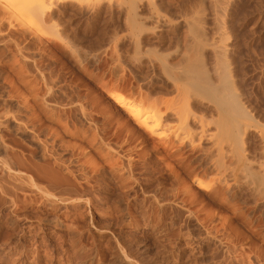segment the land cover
I'll use <instances>...</instances> for the list:
<instances>
[{
	"label": "rangeland",
	"instance_id": "obj_1",
	"mask_svg": "<svg viewBox=\"0 0 264 264\" xmlns=\"http://www.w3.org/2000/svg\"><path fill=\"white\" fill-rule=\"evenodd\" d=\"M151 1L49 0L46 6L53 14L42 20L36 12H12L0 0V182H14L3 159L17 156L41 165L47 159L75 182L72 189L76 185L82 192L88 180L90 188L86 186L98 196L95 205L86 204L85 196L80 207H74V198L68 205L48 203L52 207L41 206L43 200L34 192V213L23 212L19 218L8 214L13 207L0 191V219L7 224L21 220L13 238L0 232V264H68L80 244L81 249H95V257L107 258L106 264H126L118 244L116 250L118 241L135 258L138 251L142 264H264L263 129H250L245 153V164L263 175L259 185V176L251 177L246 165L233 178L231 160L227 167L234 168L226 174L214 168L208 175L202 172L196 162L205 157L203 149L216 156L212 141L184 155L194 163L191 170L197 168L194 172L206 180L204 191L185 176L175 151L145 133L110 97L118 92L137 103L145 101L144 108L157 114L168 109L171 117L162 127L167 139L179 136L188 142L186 122L174 112H195L207 121V131L220 137L228 132V116L219 110L222 98L215 90L226 77L263 125L264 0ZM192 122L199 131L200 125ZM110 158L117 159L114 166ZM20 170L25 176V169ZM221 173L229 178L227 186L220 182ZM18 194L23 201L31 193ZM4 206L8 210L3 215ZM161 206L176 208L181 217ZM41 217L50 222L41 225ZM174 249L177 258L171 257ZM181 249L187 254L180 261Z\"/></svg>",
	"mask_w": 264,
	"mask_h": 264
},
{
	"label": "bare ground",
	"instance_id": "obj_2",
	"mask_svg": "<svg viewBox=\"0 0 264 264\" xmlns=\"http://www.w3.org/2000/svg\"><path fill=\"white\" fill-rule=\"evenodd\" d=\"M49 1V0H48ZM47 1V2H48ZM57 1V0H56ZM59 2H69V0H58ZM71 1V0H70ZM2 2V1H1ZM5 2L6 3H9V5H11L10 6V8L12 9L13 8V11L12 12H16L17 10L19 11V10H23V11H27V12H31V13H34V12H36L37 13V15L38 14H40L41 15V17H42V20L43 19H47V18H50L51 17V14H53L52 13V9H48L47 7L48 6H50V5H47L46 6V4H47V2H46V0H5ZM51 2V1H50ZM151 2H153V0L151 1ZM58 3V2H57ZM0 5H2V4H0ZM8 5V4H7ZM8 5V6H9ZM155 5V4H154ZM22 6H24L23 8H21ZM66 7V6H65ZM132 7H134V6H132ZM136 7V6H135ZM138 7V6H137ZM50 8V7H49ZM15 9V10H14ZM120 9H121V7H120ZM139 9V8H138ZM28 10H30V11H28ZM130 10V9H129ZM134 10V9H133ZM136 10V9H135ZM135 12H137V11H135ZM18 13V12H17ZM35 13V14H36ZM14 15V14H13ZM134 15H137L136 13L134 14ZM39 16V15H38ZM52 17H53V15H52ZM130 19V18H129ZM141 26V25H140ZM136 27V26H135ZM142 28V27H141ZM140 30V29H139ZM62 42H64V41H62ZM171 44V43H170ZM225 53V52H224ZM223 53V54H224ZM223 54H221V55H223ZM225 55V54H224ZM227 56V55H226ZM219 57H221V56H219ZM227 70V69H226ZM196 72V71H195ZM198 72H199V70H198ZM197 73V72H196ZM200 73V72H199ZM208 73V72H207ZM189 74H190V72H189ZM201 74V73H200ZM199 74V75H200ZM205 74V73H204ZM227 74H230V73H227ZM198 75V74H197ZM191 76H193V74H191ZM227 76V75H226ZM231 77V76H230ZM226 78V77H225ZM224 78V80L222 81V85H223V87L222 88H220V89H216L215 91H218L219 90V92H220V94H221V106L219 105L218 106V108H219V110H223V112L225 113V114H227V116H228V132H227V130H226V132H225V134L226 135H224V137L222 136L223 135V133H222V135L221 134H219L220 135V137L219 136H216V135H214V134H210L208 131H207V126H206V122L207 121H204L203 119H204V117H200V116H198V115H196V113L194 112H190V113H185V114H178V113H176V112H174L175 111V109H173L172 111H171V109H170V111H171V114H172V112H174L175 113V115H181L180 116V120L181 119H183L184 121L183 122H186L185 123V125L187 126L186 128H187V133L189 134V136H188V142H186V140H184V138L183 139H181L179 136H175L176 138H174V140H171V139H167V137L163 134L164 132H162V127H164L165 126V124H166V122L168 121V118L169 117H171L170 115L168 116L167 114H166V111H167V113H168V107L166 108L167 110L164 112V113H162V114H157L156 112L154 113L153 111H155V110H153L152 112L151 111H147V109H145L144 108V102H143V104L142 103H137V102H135V101H133V100H131V99H129L128 97H126L125 95H123V94H121V93H118V92H114V93H111V95H110V97H111V99L115 102V104L120 108V109H122L124 112H126V114H128L129 116H130V118H131V120H133V121H135V123L136 124H138V126H140V127H142L146 132L145 133H148V135L149 136H153L154 138H155V136L158 138V140H159V144H160V142H163L162 144H164V146H166V144H168L167 146H169V147H165V149L167 148V150L169 149V150H174L175 151V153L173 154V157H176V158H179V161H177L178 162V166L182 169V171H183V173L185 174V176L186 177H188V178H190V179H193L194 180V183L196 184V186L199 188V189H201V190H204V191H208L207 189H208V185L207 184H205V181H203V179L202 178H200L199 177V175L198 174H196L194 171L197 169H194V170H191V168H192V166L194 165V163L192 164V163H187L188 161V158H186V157H184V155L189 151V152H194L195 150H197L198 149V151H199V149H200V147H201V144L205 141V140H209V141H212L213 142V146H212V148L213 147H215V148H217V154H216V156H214V154L213 153H211V150H209V149H206V150H201L202 152H204L205 153V157L202 159V160H200L199 162H196L200 167H202L203 169H202V172H204L205 174H207L209 171L211 172V170L214 168L216 171L217 170H221V172L223 171V170H225V174H226V169L228 168L227 167V164H226V161L228 160H231L234 164V166L236 167V168H234L235 169V172H234V174H232L231 176L233 177V178H236L237 179V171H239V172H243V170L242 169H244L245 167H244V165H246L247 166V164H245V163H247L246 162V144H247V139H248V135H249V132H250V129L252 130V128H256V129H258V127L257 126H259V127H261L262 129H263V132L261 131L260 133H263V134H261L262 136H263V139H264V124L263 125H261L258 121L259 120H257L256 119V117L254 116V114L252 113V111H250L248 108H247V106H246V103H244L243 102V99L241 98L242 96L241 95H239L236 91L237 90H235V88L237 87H235L234 88V82L233 81H231V80H229V79H225ZM229 78V77H228ZM176 86V85H175ZM179 90V89H178ZM139 97V96H138ZM137 97V98H138ZM152 97V96H151ZM149 98V97H148ZM147 99V98H146ZM142 101V100H141ZM140 101V102H141ZM154 101V100H153ZM147 102V101H146ZM156 103V102H155ZM156 105V104H155ZM161 105V104H160ZM190 105V104H189ZM157 106H158V104H157ZM156 107V106H155ZM159 107V106H158ZM190 107V106H189ZM148 108V107H147ZM157 108V107H156ZM171 108V107H170ZM150 109V108H149ZM152 109V108H151ZM155 109V108H154ZM160 109V108H159ZM191 109V108H190ZM212 109V108H211ZM199 110V109H198ZM208 111V110H207ZM205 112H206V110H205ZM168 114H170V112L168 113ZM174 115V114H173ZM174 115V116H175ZM177 116H175V117H177ZM179 117V116H178ZM192 121H194V122H197L199 125H200V130L199 131H196V130H194L193 128H192V126H191V123H193ZM195 124V123H194ZM208 125V124H207ZM194 126V125H193ZM218 128V127H217ZM220 128V127H219ZM261 128H259V129H261ZM256 129H255V131H256ZM261 129V130H262ZM186 130V129H185ZM219 130V129H218ZM254 130V129H253ZM220 131H222V130H220ZM216 134V133H215ZM187 135V134H186ZM96 136V135H95ZM226 136V137H225ZM153 137H151V139L153 138ZM223 137V138H222ZM250 137V136H249ZM187 138V137H186ZM262 139V140H263ZM157 140V139H156ZM157 140V141H158ZM197 141L199 142L198 144H196L197 143ZM264 141V140H263ZM202 142V143H201ZM224 143H226V144H228V145H226V146H229L230 147V149H231V152L229 153V152H226V148L224 147ZM48 145V144H47ZM161 145V144H160ZM161 146H163V145H161ZM53 148V147H52ZM100 148V147H99ZM103 148V147H102ZM190 149V150H188V149ZM214 148V149H215ZM163 149H164V147H163ZM187 149V150H186ZM202 149V148H201ZM211 149V148H210ZM111 150V149H110ZM114 150V149H113ZM213 150V149H212ZM99 151V150H98ZM159 151V150H158ZM173 151V152H174ZM186 151V152H185ZM8 152V151H7ZM46 152V151H45ZM54 152V151H53ZM103 152V151H102ZM113 152V151H112ZM166 152V151H165ZM168 152V151H167ZM170 152V151H169ZM168 152V153H169ZM188 152V153H189ZM49 153V152H48ZM47 153V154H48ZM55 153V152H54ZM115 152H113V154H114ZM119 153V152H118ZM168 153H166V154H168ZM195 153V152H194ZM107 154V153H106ZM170 154H172V153H170ZM112 155V154H111ZM191 155V154H190ZM60 156V155H59ZM63 156V155H62ZM108 156V155H107ZM106 156V157H107ZM170 156V155H169ZM189 156V155H188ZM1 157V156H0ZM17 157V156H16ZM16 157H14L15 158V160L13 159V161H12V159H6V160H2V166H3V168L6 170V172H8L7 174L9 175L8 176V178H11V179H13V184H11L12 183V181L10 180H8V182L10 183V184H8V186H7V184L5 185L4 184V182L2 183V182H0V191L4 194V195H6L7 197H9V199H10V205L13 207V209L10 211V213H8V214H12V215H15L16 217H19L23 212H30V213H34V209H35V205L36 204H38V200H35L36 199V196L34 195V192H36V195H38L39 196V200H43L42 202H40L41 203V206L43 205H46L45 203H47V205H51V204H48V203H54V201L55 202H57V201H60L59 203L61 204V203H68L70 200H72L73 198L74 199H76V200H73L74 202H75V205H74V207L75 208H77V207H80L81 206V203H82V201H83V199L85 198V196H89V198L87 197V199H85V201H86V204H88V203H94V202H96V203H98L97 202V198H98V196H96V194H94V192H91L90 191V189H88V187H89V185H87V184H89V181L88 180H85L86 181V185L88 186H86L85 185V187H83V191L82 192H80V191H77L76 190V188L75 187H77L76 185L74 186V188L72 189L71 187H73V185H74V183L68 178L69 176H64L63 174H62V172L61 173H58L59 171V169L56 171V168L54 167V165L52 166V162L51 163H47V159L45 160L46 161V164L43 162V164L41 165V163L40 164H37L36 162H38V161H35V162H28V161H26V160H23V159H19V158H16ZM52 157V156H51ZM61 157V156H60ZM114 157V156H113ZM112 157V158H113ZM171 157V156H170ZM192 157V156H191ZM191 157H189V158H191ZM56 158V157H55ZM115 158V157H114ZM117 158V157H116ZM119 158H120V156H119ZM62 159V158H61ZM106 159V158H105ZM111 159V158H110ZM109 159V160H110ZM169 159V158H168ZM173 159V158H172ZM11 160V161H10ZM116 161L115 159H111V161ZM52 161H54L53 159H52ZM56 161H58V159L56 158V160H55V163H56V166H58V165H60V163L58 164ZM103 161H105L104 160V158H103ZM108 161V160H107ZM109 162V163H112V166H114L115 164H114V162L112 161V162ZM133 161V160H132ZM194 161V160H193ZM198 161V160H197ZM227 161V162H228ZM106 162V161H105ZM107 162V163H108ZM119 162V161H118ZM190 162V161H189ZM230 162V161H229ZM249 162V161H248ZM67 163V162H66ZM92 163V162H91ZM95 163V162H94ZM253 163V162H252ZM88 165V164H87ZM107 165V164H106ZM118 165V164H117ZM127 165V164H126ZM130 165H132L131 164V162H129V166ZM169 165V164H168ZM232 165V164H231ZM92 166H93V163H92ZM94 166H96L95 164H94ZM134 166V165H133ZM142 166V165H141ZM253 166V165H252ZM63 167V166H62ZM102 167V166H101ZM119 167V166H118ZM124 167V166H123ZM128 167V166H127ZM175 167V166H174ZM198 167V166H197ZM243 167V168H242ZM248 167V166H247ZM61 168V167H60ZM68 168V167H67ZM105 168V167H104ZM114 168V167H113ZM117 168V167H116ZM131 168L132 167H130V172H132L131 171ZM145 168V167H144ZM168 168V167H167ZM232 168V169H233ZM249 168V167H248ZM20 169H25V173L24 174H26L25 176H23V175H20V173H21V170ZM70 169V168H69ZM94 169V168H93ZM96 169V168H95ZM102 169V168H101ZM151 169V168H150ZM201 169V168H200ZM230 168H228V170H229ZM232 169H230V170H232ZM250 169V168H249ZM68 170V169H67ZM111 170V169H110ZM173 170V169H172ZM247 170V169H246ZM251 170V171H250ZM249 171L251 172L250 174H251V177H253L254 175H256L257 174V176H259L258 175V173L256 172V174L254 173V171L252 170V169H250ZM104 171V170H103ZM117 171V170H116ZM128 171V172H129ZM175 171V170H174ZM98 172V171H97ZM111 172H112V170H111ZM196 172H197V170H196ZM213 172V171H212ZM215 172V171H214ZM233 172V171H232ZM247 172H248V170H247ZM253 172V173H252ZM18 173H19V175H18ZM23 173V172H22ZM21 173V174H22ZM72 173V172H71ZM70 173V171H69V174L70 175H73L74 174V177H76L77 175H75V173H72L71 174ZM77 173V172H76ZM89 173V172H88ZM117 173V172H116ZM118 173H120V172H118ZM147 173V172H146ZM150 173V172H149ZM170 173V172H169ZM175 173V172H174ZM198 173V172H197ZM222 173H224V172H222ZM222 173L220 174V176L222 177ZM229 173V172H228ZM113 174V173H112ZM212 174V173H211ZM240 174V173H239ZM248 174H249V172H248ZM28 175V176H27ZM63 175V176H62ZM115 175H117V174H115ZM208 175V174H207ZM241 175V174H240ZM180 176V175H179ZM179 176H177L178 177V179H179ZM206 175H202V177H205ZM241 176H243V174L241 175ZM263 176V175H262ZM262 176H261V178H260V176H259V179H258V177H256L258 180V182H256V184L258 183V185L260 184V179H263L262 178ZM72 177V176H71ZM70 177V178H71ZM90 177V176H89ZM94 177V176H93ZM130 177V176H129ZM128 177V178H129ZM146 177V176H145ZM163 177V176H162ZM246 177V176H245ZM248 177V176H247ZM78 178V177H77ZM77 178H75V180L77 179ZM83 178V177H82ZM92 178V177H91ZM124 178V177H123ZM163 178H165V176L163 177ZM254 179H256L255 177H253ZM7 179V178H6ZM80 179H81V177H80ZM84 179V178H83ZM83 179H81V180H83ZM90 179V178H89ZM99 179V178H98ZM120 179V178H119ZM125 179V178H124ZM166 179V178H165ZM246 179V178H245ZM133 180V179H132ZM140 180V179H139ZM146 180V179H145ZM221 180V179H220ZM229 178L227 179V177L225 176V175H223V177H222V181H220L221 182V184H223V185H225V186H227L228 184H229ZM242 180V179H241ZM69 181H70V183H69ZM91 181V180H90ZM118 181V180H117ZM123 181V180H122ZM144 181V180H143ZM238 181V180H237ZM253 181V180H252ZM256 181V180H255ZM263 181H264V179L262 180V184H263ZM8 182H5V183H8ZM19 182V183H18ZM83 182H84V180H83ZM83 182L81 181V183L83 184ZM127 182H128V180H127ZM162 182V181H161ZM177 182V181H176ZM179 182V181H178ZM249 182V181H248ZM72 183H73V185H72ZM93 183V182H92ZM121 183V182H120ZM133 183V182H132ZM131 183V184H132ZM140 183H143V182H140ZM139 183V184H140ZM233 183V182H232ZM253 183V182H252ZM77 184V183H76ZM79 184V183H78ZM95 184H96V182H95ZM123 184V183H122ZM147 184V183H146ZM145 184V185H146ZM189 184V183H188ZM220 184V185H221ZM250 184V183H249ZM255 184V183H254ZM255 184V185H256ZM129 185V184H128ZM151 185V184H150ZM185 185V184H184ZM207 185V186H206ZM253 185V184H252ZM121 186V185H120ZM123 187H124V185H122ZM135 186V185H134ZM168 186V185H167ZM178 186V185H177ZM189 186V185H188ZM219 186V185H218ZM230 186V185H229ZM228 186V187H229ZM183 187V186H182ZM186 187V186H185ZM231 187V186H230ZM78 188V187H77ZM90 188V187H89ZM126 188V187H125ZM133 188V187H132ZM188 188V187H187ZM186 188V189H187ZM221 188H223L224 189V187H222L221 186ZM227 188V187H226ZM80 189V188H79ZM127 189V188H126ZM173 189V188H172ZM258 189V188H257ZM59 190V191H58ZM92 190V189H91ZM129 190H130V188H129ZM132 190V189H131ZM134 190V189H133ZM144 190V189H143ZM145 190H147V189H145ZM169 190V189H168ZM185 190V189H184ZM225 190V189H224ZM19 191H21L22 193L23 192H25V193H31L30 195H28V194H26L27 195V197L25 196L24 197V199H23V201H21L20 200V196H18L19 194H18V192ZM93 191V190H92ZM125 191V190H124ZM123 191V192H124ZM129 192V191H128ZM166 192H168V191H166ZM222 192V191H221ZM220 192V193H221ZM254 192V191H253ZM1 193V194H2ZM98 193V192H97ZM105 193V192H104ZM125 193V192H124ZM158 193H159V191H158ZM170 193V192H169ZM224 193V192H223ZM2 194V195H3ZM121 194V193H120ZM186 194V193H185ZM189 194V193H188ZM262 194V193H261ZM2 195H1V199H2ZM127 195L128 196H130L128 193H127ZM225 195V194H224ZM106 196V195H105ZM120 196V195H119ZM134 196V195H133ZM166 196V195H165ZM170 196V195H169ZM6 197V198H7ZM67 197H69V198H67ZM109 198V197H108ZM122 198H123V196H122ZM133 198V197H132ZM1 199H0V201H1ZM3 199H4V197H3ZM119 199V201H120V198H118ZM126 199V198H125ZM4 200H6V202H9V200L8 199H4ZM4 200L2 201V203L1 204H3V202H4ZM144 200V199H143ZM222 200V199H221ZM66 201H68V202H66ZM124 201V200H123ZM126 201V200H125ZM182 201V200H181ZM100 202V201H99ZM116 202V201H115ZM136 202V201H135ZM166 202V201H165ZM58 203V204H59ZM70 203V202H69ZM96 203H94V205L96 204ZM138 203V202H137ZM160 203V202H159ZM4 204H6V203H4ZM58 204H56V206L58 205ZM71 204H72V202H71ZM173 204V203H172ZM171 204V205H172ZM7 205V204H6ZM5 205V206H6ZM8 205H9V203H8ZM46 205V206H47ZM55 205V204H54ZM68 205V204H67ZM70 205V204H69ZM93 205V204H92ZM134 205V204H133ZM164 205V204H163ZM4 206V207H5ZM48 206V207H49ZM52 207H53V204L51 205ZM119 206V205H118ZM58 207V206H57ZM59 207H60V205H59ZM71 207V206H70ZM131 207V206H130ZM161 207H163V206H161ZM66 208V207H65ZM92 208V207H91ZM128 208H129V206H128ZM164 208H167L166 206H164L163 207V209L162 210H164ZM55 209V208H54ZM58 209V208H57ZM150 209V208H149ZM168 209V208H167ZM169 209H172L171 211L172 212H176L177 211V209L176 208H174V207H170ZM168 209V210H169ZM8 210V208H4L3 210H2V212L1 213H3V215L5 214L4 212H6ZM41 209H39V211H40ZM47 210V209H46ZM182 210V209H181ZM42 211H43V209H42ZM41 211V212H42ZM53 211V210H52ZM170 211V212H171ZM40 212V213H41ZM46 214H47V211H44ZM50 212V211H49ZM79 212V211H78ZM178 212V211H177ZM182 212V211H181ZM108 213V212H107ZM130 213V212H129ZM190 213V212H189ZM42 214V213H41ZM77 214V213H76ZM191 214V213H190ZM43 215V214H42ZM49 215V214H48ZM51 215V214H50ZM106 215V214H105ZM172 215H173V213H172ZM178 215H179V212H178ZM177 214H176V217L178 216ZM47 216V215H46ZM75 216V215H74ZM175 216V215H174ZM180 216V215H179ZM192 216V215H191ZM5 217H6V215H5ZM76 217H78V216H76ZM80 217V216H79ZM83 217V216H82ZM117 217H118V215H117ZM158 217V216H157ZM181 217V216H180ZM183 217V216H182ZM0 218H2V219H4V216L2 217V215H1V217ZM20 218V217H19ZM19 218H17V220L16 221H12V222H10L9 224H7V222H6V219H5V221H3L2 219H0V232H1V235H3L5 238L7 237V239L9 240V239H11V238H13L14 236H13V234L17 231V227L19 226V224H20V221L18 220ZM46 218V217H45ZM45 218H40L41 219V221H40V223H41V225H42V221L44 220V222L45 223H49V222H47L48 220V218H46V220H45ZM167 218V217H166ZM179 218V217H178ZM65 219V218H64ZM80 218H78V220H79ZM25 220V219H24ZM74 220V219H73ZM77 219H76V221L77 222H79ZM172 220V219H171ZM175 220V219H174ZM8 221V220H7ZM75 221V222H76ZM73 222V221H72ZM173 222V221H172ZM203 222V221H202ZM5 225H7V227H9V228H5ZM55 225V224H54ZM56 225H58V223L56 224ZM73 225V224H72ZM77 225V224H76ZM173 225V224H172ZM204 225V224H203ZM205 225H206V223H205ZM59 226V225H58ZM62 226V225H61ZM74 226V225H73ZM80 226V225H79ZM137 226V225H136ZM72 226L70 225V227L69 228H71ZM210 227V226H209ZM6 230H5V229ZM67 228V227H66ZM77 228V227H76ZM102 228V227H101ZM117 228V227H116ZM4 229V230H3ZM73 228H71V230H72ZM74 229H75V227H74ZM73 229V230H74ZM104 229V228H103ZM2 230V231H1ZM76 230V229H75ZM99 230V229H98ZM83 231V230H82ZM3 232H5V233H3ZM77 232H79V230L77 231ZM72 233V232H71ZM80 234H81V231L79 232ZM78 233V234H79ZM79 234V235H80ZM83 234H85V233H83L82 232V235ZM88 234V233H87ZM74 235V234H73ZM77 236V237H80V236H82V235H80V236ZM13 236V237H12ZM15 236H16V233H15ZM85 236V235H84ZM1 237V236H0ZM76 237V236H75ZM83 237V236H82ZM81 237V238H82ZM71 238H73V239H75L74 237H71ZM8 240H7V242H8ZM117 241H118V239H117ZM6 242V243H7ZM73 242H74V240H73ZM79 244L81 243V242H78ZM3 244V243H2ZM72 244H74V243H72ZM83 244V243H82ZM119 245V250H120V252H119V250H118V252L120 253V255L123 257V259L126 261L125 263L127 264H142V262H140V260H139V258L137 259V257H138V251L136 252V254H137V257L135 258L134 257V254H133V252H131V250L130 249H127V248H125V247H123V246H121V244H120V242L118 241V242H116V250H117V248H118V245ZM76 245V244H75ZM75 245H73V247L75 246ZM88 245V244H87ZM79 248H78V247ZM77 246H75V249H76V253L74 254V255H77V256H75V257H73V258H70V259H68V261L66 262V263H68V264H106V259L105 258H103V259H105V260H103V259H101L102 258V256H101V258L99 259V255L97 256V257H95L94 255H92L95 251V249L94 250H91L90 248H89V250H91V252H93V253H91L90 251H87V249L86 248H83V249H81V247H82V245L80 244V246L79 245H77ZM94 246V245H93ZM174 246V245H173ZM78 249H77V248ZM167 248V247H166ZM80 249V250H79ZM93 249V248H92ZM172 249H173V247H172ZM177 249V248H176ZM78 250V251H77ZM129 250V251H128ZM74 252H75V250H73ZM178 251V250H177ZM175 249L173 250V252H171L170 254H171V257H174V255L176 254V252H177ZM167 252V251H166ZM165 253V252H164ZM73 254H72V256H73ZM135 254V255H136ZM167 254V253H166ZM180 254L181 255H178V259L180 260L181 258H182V256L183 257H185V255L187 254L186 253V250H182L181 249V252H180ZM183 254V255H182ZM97 255V254H96ZM94 256V257H93ZM170 256V255H169ZM175 257L177 258V256L175 255ZM194 257V256H193ZM117 258V257H116ZM120 258V257H119ZM118 258V259H119ZM164 258V257H163ZM162 258V259H163ZM166 258V259H165ZM164 259H163V261H169V257H165ZM187 258V257H186ZM122 259V260H123ZM139 260V261H137V260ZM175 259V258H174ZM184 259V258H183ZM182 259V260H183ZM33 260V259H32ZM115 261H116V259H114ZM193 260V259H192ZM178 261V260H177ZM181 261V260H180ZM188 261H189V259H188ZM14 262V261H13ZM122 262V261H121ZM198 262V261H197ZM107 263H108V260H107ZM117 263V262H116ZM164 263V262H163ZM168 263V262H167ZM166 263V264H167ZM178 263V262H177ZM182 263V262H181ZM34 264H35V261H34ZM36 264H38V263H36ZM108 264H114V262L113 261H110ZM144 264V263H143ZM146 264V263H145ZM195 264V263H194Z\"/></svg>",
	"mask_w": 264,
	"mask_h": 264
}]
</instances>
